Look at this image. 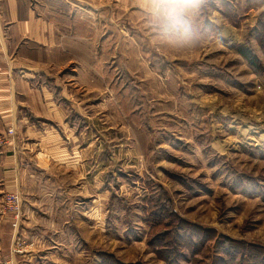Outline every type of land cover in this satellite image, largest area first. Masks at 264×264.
Segmentation results:
<instances>
[{
	"label": "rangeland",
	"instance_id": "1",
	"mask_svg": "<svg viewBox=\"0 0 264 264\" xmlns=\"http://www.w3.org/2000/svg\"><path fill=\"white\" fill-rule=\"evenodd\" d=\"M124 15L99 28L103 46L95 48L110 77V111L98 91L83 96L109 152L101 161L94 144L76 175L62 177L78 213L91 202L85 236L38 264H215L216 253L226 256L223 239L188 258L182 244L175 256L160 255L155 245L170 235L151 241L171 220L167 213L155 224L161 205L264 247V0H197L185 17L196 38L185 48L156 42L145 20ZM97 128L87 129L94 141Z\"/></svg>",
	"mask_w": 264,
	"mask_h": 264
},
{
	"label": "crops",
	"instance_id": "2",
	"mask_svg": "<svg viewBox=\"0 0 264 264\" xmlns=\"http://www.w3.org/2000/svg\"><path fill=\"white\" fill-rule=\"evenodd\" d=\"M126 13L146 20L143 0H0V139H8L0 142L2 264L51 260V250H70L85 236L91 202L78 213L62 177L76 175L94 144L101 161L109 152L106 129L94 125L85 99L96 90L98 105L110 111V77L95 50L103 46L99 28L109 20L119 25ZM92 128L99 131L95 141L87 136ZM13 191L23 199L17 226L4 207Z\"/></svg>",
	"mask_w": 264,
	"mask_h": 264
},
{
	"label": "trees",
	"instance_id": "3",
	"mask_svg": "<svg viewBox=\"0 0 264 264\" xmlns=\"http://www.w3.org/2000/svg\"><path fill=\"white\" fill-rule=\"evenodd\" d=\"M242 53L246 58L252 59V55L248 50H242ZM151 203L155 207V204L153 202ZM157 207H161L160 211H154L152 213L154 222L157 226L162 227L163 223L161 221L163 220L161 219H163L167 213L170 214L169 217L171 218L168 223H164V231H158L155 234V238L160 240L157 241L155 239L154 241H151L152 244L155 245L156 242H163L162 238L165 235H170L167 243H164L162 245H155L158 247L157 251H160V255L165 256L169 259L171 253H173V248L177 244H182L185 247L184 258H188L187 253L196 255L200 254L211 242L214 243V246L217 248V245H220L223 239V241L228 244L227 250L224 251V255L226 256L220 255V253H216L214 256V260H216L215 264H264L263 245H246L244 243H241V241H235V239L233 240V238L220 236L213 229L195 226L193 225V223L178 218L176 216V213L174 211L170 212L166 208V206L161 205ZM194 236H196V239L194 238ZM178 248L174 250V256L176 255V253H179Z\"/></svg>",
	"mask_w": 264,
	"mask_h": 264
},
{
	"label": "clouds",
	"instance_id": "4",
	"mask_svg": "<svg viewBox=\"0 0 264 264\" xmlns=\"http://www.w3.org/2000/svg\"><path fill=\"white\" fill-rule=\"evenodd\" d=\"M147 15L145 24L153 40L174 48L190 47L195 33L185 17L197 0H143Z\"/></svg>",
	"mask_w": 264,
	"mask_h": 264
},
{
	"label": "built area",
	"instance_id": "5",
	"mask_svg": "<svg viewBox=\"0 0 264 264\" xmlns=\"http://www.w3.org/2000/svg\"><path fill=\"white\" fill-rule=\"evenodd\" d=\"M10 134L14 133V129L10 128L8 130ZM8 139L2 138L0 139V142L7 143ZM5 209L8 211V213L12 214L15 219L14 225L17 226L18 223L21 220L22 214H23V199L22 196L17 192H11L6 195V202L4 205ZM11 264V263H10Z\"/></svg>",
	"mask_w": 264,
	"mask_h": 264
}]
</instances>
